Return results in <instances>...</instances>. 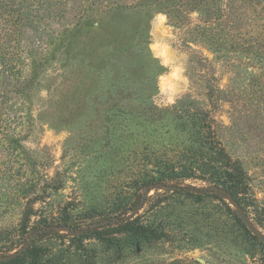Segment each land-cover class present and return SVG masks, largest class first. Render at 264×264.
Instances as JSON below:
<instances>
[{
    "label": "rangeland",
    "instance_id": "rangeland-1",
    "mask_svg": "<svg viewBox=\"0 0 264 264\" xmlns=\"http://www.w3.org/2000/svg\"><path fill=\"white\" fill-rule=\"evenodd\" d=\"M241 1L251 19L209 17L203 2L141 0L133 9H90L69 25L31 86L26 136L0 142V254L23 245L29 202L26 239L45 246L44 264H259L256 242L210 189L200 190L210 185L201 174H221L220 142L241 161L264 232V0ZM162 83L173 87L162 91ZM166 167L198 189L148 182ZM156 190L164 200H145L141 219L171 241L124 240L122 257L92 238L78 250L70 230L40 225Z\"/></svg>",
    "mask_w": 264,
    "mask_h": 264
},
{
    "label": "trees",
    "instance_id": "trees-1",
    "mask_svg": "<svg viewBox=\"0 0 264 264\" xmlns=\"http://www.w3.org/2000/svg\"><path fill=\"white\" fill-rule=\"evenodd\" d=\"M140 1L0 0V142H20L26 136L24 132L28 127L29 129L31 127V115L27 109L30 107L31 86L39 82L38 73L42 71L53 55L54 44L56 42L62 43L66 39L69 25L79 24L80 18L90 9H101L104 12L120 7L133 9L138 6ZM183 1L187 3L203 2L207 6L204 13L209 17L229 11L235 16L240 14L244 17L243 20L251 19L247 15L250 10H246L243 5L235 4L237 0H226L225 3H222V0ZM240 2L242 1L240 0ZM260 9L259 11L264 12L263 4L260 5ZM261 43L262 40H259L260 47ZM26 112L28 117H26ZM26 121L27 124H25ZM28 122L29 126L27 127ZM216 147L214 165L221 171V174L218 176L214 173L208 176L201 174L200 179L206 180L210 184H216L228 192L242 208L244 214L256 226L263 228L257 207L251 206L249 203L247 176L241 161L239 158H232L220 142H217ZM161 171L158 176L148 180V182L170 185L165 186L164 191L192 193L186 188L187 185L180 184L187 178L183 170L176 171L166 167ZM209 193L226 207L237 225L256 242L260 252L259 264H264V243L246 226L228 199L214 190ZM145 200H153L149 207H154L164 200V196L159 190L149 196L137 194L133 198L117 202L108 212L98 208H90L76 215L64 212L53 220H44L40 225L50 224L52 227H64L68 230L83 229L81 233L71 236L72 241L76 243V249L85 251L86 247L83 240L92 238L97 242L116 246L120 257H122L125 249L124 240L131 245L140 244V246L171 241L170 233L165 228L145 223L141 219L140 211L145 206ZM137 206L139 207L138 211L127 216ZM33 211L32 205L28 202L20 220L18 230L21 242L17 243V246L28 240L26 237L28 238L30 231L29 225ZM40 225H33V229ZM56 233L59 234V232ZM16 245L10 246L8 249H12ZM46 253L45 246L31 242L18 255L0 258V264H44L43 257ZM8 254L2 253L0 255ZM133 254L136 257L139 256L138 252Z\"/></svg>",
    "mask_w": 264,
    "mask_h": 264
},
{
    "label": "water",
    "instance_id": "water-1",
    "mask_svg": "<svg viewBox=\"0 0 264 264\" xmlns=\"http://www.w3.org/2000/svg\"><path fill=\"white\" fill-rule=\"evenodd\" d=\"M161 185V184H160ZM163 187L165 186H170V185H162ZM187 189L189 190H197L198 188L196 186H186ZM210 189L211 191H218L219 194H221L222 196H224L226 199H228L232 206L236 209L237 214L240 216V218L244 221V223L246 224V226L251 230V232L257 236L263 243H264V232L258 228V226H256V224L250 219L248 218L242 208L238 205V203L234 200V198L226 191L222 190L219 186H217L216 184H210L208 187L206 188H200V190H207ZM139 207L137 206L136 208H134L129 214H127V216L134 214L138 211ZM67 229V228H66ZM83 231V229L80 230H74L71 229L70 232L75 235V234H79ZM31 238H29L22 246H20L18 249H15L13 252L9 253L8 255H0V258H10L13 256L18 255L19 253L23 252L31 243Z\"/></svg>",
    "mask_w": 264,
    "mask_h": 264
},
{
    "label": "clouds",
    "instance_id": "clouds-1",
    "mask_svg": "<svg viewBox=\"0 0 264 264\" xmlns=\"http://www.w3.org/2000/svg\"><path fill=\"white\" fill-rule=\"evenodd\" d=\"M172 75L175 76L176 73L173 72ZM164 87H167V88L171 89V88L173 87V85L170 84V83H168V84H163V83H162V85H161V90H162V91L164 90Z\"/></svg>",
    "mask_w": 264,
    "mask_h": 264
}]
</instances>
